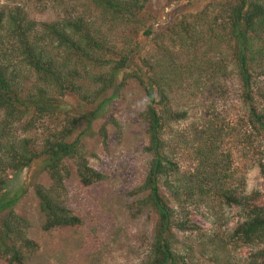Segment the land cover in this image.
Returning a JSON list of instances; mask_svg holds the SVG:
<instances>
[{"label":"trees","instance_id":"16d2710c","mask_svg":"<svg viewBox=\"0 0 264 264\" xmlns=\"http://www.w3.org/2000/svg\"><path fill=\"white\" fill-rule=\"evenodd\" d=\"M86 1L110 30L150 36L143 22L150 0ZM95 23L83 17L37 23L18 5L0 9V213L8 212L0 220V260L25 264L37 249L27 236L28 221L12 211L22 193L10 189L6 173L21 172L43 161L50 185L34 187L43 215L42 229L80 225V219L66 205L65 182L72 171L68 163L84 186L100 182L104 176L89 166L81 138H72L81 118L68 112L60 114L59 107L65 96L76 97L84 105L99 104L110 89H121L124 80H135L146 100L139 117L148 137L144 151L150 156L138 190L146 194L142 203L157 215L153 239L140 264H187L178 253L174 232L198 226L186 217L181 220L177 211L184 212L187 205L197 206L207 199L242 211V221L231 239L254 250L253 263L264 264V195L245 194L242 184L235 185L229 155L217 153L214 144L205 142L210 139L204 134L197 138L203 147L192 150L195 167L182 174L167 154L164 137L166 129L184 117L170 105L172 83L168 76L172 79L182 68L173 67L174 61L180 53L195 57L203 50L209 71L218 76L227 71L234 75L248 107L251 133L255 140L264 141V108L258 100L264 98V92L257 88L258 81L264 79V0H212L200 11L181 16L162 35H156V54L141 59L143 69L136 66L131 70L133 59L128 54L119 60L112 58L115 47L108 43L102 26ZM19 70L32 74L34 81L28 88ZM121 74L122 81L116 85ZM94 114L89 115V122ZM60 116L61 123L48 130L40 143L12 137V126L24 117L30 118L22 127L26 132L45 120L57 123ZM100 133L105 140V128ZM244 141L252 147L249 136ZM162 188L170 191L169 196Z\"/></svg>","mask_w":264,"mask_h":264},{"label":"rangeland","instance_id":"374dc122","mask_svg":"<svg viewBox=\"0 0 264 264\" xmlns=\"http://www.w3.org/2000/svg\"><path fill=\"white\" fill-rule=\"evenodd\" d=\"M210 1L150 0L143 11L144 26L150 36L110 30L86 0H0V9L18 5L37 23L76 17L95 21L106 32L110 46L115 47L116 56L112 58L119 60L123 55H130L133 59L130 69L134 70L136 66L143 69L142 58L150 59L156 54V35H162L181 16L200 11ZM178 55L173 67L182 68L172 79L168 76L172 83L170 105L184 117L166 129L167 154L178 164L179 171L186 173L196 165L192 150L202 146L197 138L204 134L210 139L205 142L214 144L217 153L229 155L235 185L242 184L245 194L264 195V141L255 140L251 133L248 107L234 75L227 71L218 76L209 71L203 50L195 57ZM18 72L28 88L34 81L32 74L27 70ZM122 77L121 74L116 85ZM257 88L264 92V79L258 81ZM258 100L264 108V98ZM145 105L144 93L135 80H124L121 89H110L99 104H80L73 96L63 98L59 113L68 112L81 118L72 138H81L89 166L104 176L102 181L84 186L68 163L72 171L65 182L66 205L80 219L78 226L42 229L43 215L34 187L50 185L43 161L34 162L21 172L6 173L10 189L22 193L12 211L28 221L27 236L37 246L25 264H140L145 259L157 222L153 209L142 203L146 194L138 190L150 161L144 151L148 137L139 117ZM91 113L95 114L89 122ZM29 120L24 117L13 125L12 137L40 143L50 130L58 127L63 117L57 123L53 119L45 120L42 125L36 123V127L24 132L22 127ZM101 128H105V140ZM248 136L252 147L244 141ZM161 191L169 196L167 189ZM185 208L184 212L177 211L180 219L186 217L191 225L198 226L196 230L174 232L178 253L187 264H256L252 258L254 250L231 239L243 218L240 209L222 205L217 199ZM7 213V210L0 213V220ZM0 264L7 263L0 260Z\"/></svg>","mask_w":264,"mask_h":264}]
</instances>
